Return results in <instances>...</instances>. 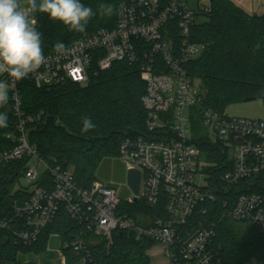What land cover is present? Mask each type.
Returning <instances> with one entry per match:
<instances>
[{"label": "built area", "instance_id": "1", "mask_svg": "<svg viewBox=\"0 0 264 264\" xmlns=\"http://www.w3.org/2000/svg\"><path fill=\"white\" fill-rule=\"evenodd\" d=\"M200 2L192 8L188 0H123L116 8L112 29H99L66 44L63 54L47 51L45 64L26 79L37 88L65 82L86 85L92 73L106 70L116 61L134 63L141 59L146 88L141 102L147 129L153 134L125 139L118 155L126 170L140 173L136 196L129 187L130 195L122 198L114 181L99 177L89 187H79L71 167L41 157L28 132L42 112L26 114L22 81L10 83L14 129L6 134L12 145L0 149V173L13 161L28 159L21 179L26 181L29 195L13 201L12 217H0V229L30 244L64 205L82 226L65 245L78 256V264H86L89 257L86 237L101 236L110 241L113 231L166 245L170 264H222L217 222L199 219V214H207L205 205L214 201L215 192L205 171L212 162L193 136L194 107L201 103L202 90L186 70V64L205 48L190 40L192 27L209 11V0L202 7ZM172 31L180 35L178 44ZM0 79H7L6 74L0 73ZM199 116L207 131L204 138L221 148L225 165L231 167L220 176L221 182L234 186L264 171V119L230 117L212 110H202ZM134 197L152 208L164 201L165 216H147L143 222L128 216L120 206L136 202ZM223 217L254 225L264 243L263 196L239 195ZM60 252L65 264L61 244ZM24 256L18 253L20 263ZM244 264H264V258L251 256Z\"/></svg>", "mask_w": 264, "mask_h": 264}, {"label": "trees", "instance_id": "2", "mask_svg": "<svg viewBox=\"0 0 264 264\" xmlns=\"http://www.w3.org/2000/svg\"><path fill=\"white\" fill-rule=\"evenodd\" d=\"M123 0H81L94 11L101 3L114 5L111 17L94 16L84 33L70 31L62 23L37 13V28L42 33L43 52L53 50L57 42L65 45L99 29H112L116 8ZM202 14L192 27L190 40L204 44L203 52L186 64L187 74L199 83L202 100L194 107L193 124L200 119L202 110L225 113L228 106L254 97L264 106V13L251 15L232 0H209V11ZM204 15V16H203ZM175 44L180 41L172 31ZM176 46V45H175ZM137 62L116 61L106 70L90 75L86 85L65 82L47 88H37L31 81L20 84L23 110L26 114L42 112L41 119L29 127V141L41 157L71 167L75 183L82 188L98 178V172L108 164V158L119 155L122 142L127 138L149 136L146 111L141 98L145 83ZM95 68L93 67V70ZM8 116V127L0 128V149L12 145L6 134L13 131L12 103L0 108ZM88 117L95 128L83 132V120ZM206 151L210 162L205 171L210 174L215 199L208 202L207 214H199L205 223L217 222L216 235L221 244L222 264H244L249 257L264 258V243L256 227L236 222L223 213L230 209L241 194L264 197V171L239 181L234 186L221 182L220 176L229 170L225 153L209 143L204 136L194 140ZM28 159L13 161L0 173V217L11 215L13 201L28 197V187L21 184ZM225 204V205H224ZM120 210L141 222L149 216H165L164 201L155 208L142 200L121 204ZM14 219V218H13ZM13 223V222H12ZM240 226V227H238ZM82 229L79 222L60 205L51 222L38 234L37 240L23 244L9 231L0 229V264H21L18 253L38 254L47 250L51 236H58L65 264H78V256L66 248ZM89 257L86 264H149L146 251L156 243L144 237H135L126 231H113L111 240L88 236ZM28 264H34L29 262Z\"/></svg>", "mask_w": 264, "mask_h": 264}, {"label": "clouds", "instance_id": "3", "mask_svg": "<svg viewBox=\"0 0 264 264\" xmlns=\"http://www.w3.org/2000/svg\"><path fill=\"white\" fill-rule=\"evenodd\" d=\"M114 5L101 3L97 10L81 0H0V108L10 100V83L27 79L46 62L42 47V33L36 26L35 15L46 14L49 19L62 23L70 31L84 33L94 16L111 17ZM54 51L63 54L67 47L62 42ZM8 127L6 112L0 111V128ZM95 128L88 117L83 120V132Z\"/></svg>", "mask_w": 264, "mask_h": 264}, {"label": "rangeland", "instance_id": "4", "mask_svg": "<svg viewBox=\"0 0 264 264\" xmlns=\"http://www.w3.org/2000/svg\"><path fill=\"white\" fill-rule=\"evenodd\" d=\"M240 5L244 6L248 11L255 12L259 15L264 12V0H237ZM189 5L193 6L192 0L188 1ZM208 0H201L200 6L207 4ZM242 6V7H243ZM206 14V13H203ZM204 16V15H203ZM204 17H199L198 20H204ZM225 114L230 117H242L249 119H264V106L258 101L240 102L230 105L226 108ZM197 119L194 118L193 120ZM193 136L194 139H198L207 135V131L203 123L198 119L193 124ZM203 156L202 158H204ZM108 164L105 165L102 170L105 172L106 177H102L104 180H112L119 187V195L122 198L129 196L131 190L126 182V167L119 157L108 158ZM21 184L26 186L27 183L24 179H21ZM246 228L247 224H243ZM240 227V226H238ZM167 246L161 243H154L147 251L146 255L149 258V264H170L166 254ZM25 260L21 264H28L33 262L34 264H63L60 252L54 249H47L38 254L25 255Z\"/></svg>", "mask_w": 264, "mask_h": 264}, {"label": "crops", "instance_id": "5", "mask_svg": "<svg viewBox=\"0 0 264 264\" xmlns=\"http://www.w3.org/2000/svg\"><path fill=\"white\" fill-rule=\"evenodd\" d=\"M189 1V0H188ZM237 6H239L240 8H242L244 11H246L247 13H249V14H251V15H257V14H255V12L253 11V12H250V11H248L243 5V7L240 5V3H238V1L237 0H232ZM192 4H193V6H191L192 8H197L198 7V0H192ZM264 13V12H263ZM98 177L99 178H104V177H106V174H105V172L102 170V169H100L99 170V172H98ZM102 178V179H103ZM47 249H54V250H56L57 252H60V240H59V238H58V236H56V235H53V236H51V238H50V240H49V243H48V247H47ZM60 254H61V252H60Z\"/></svg>", "mask_w": 264, "mask_h": 264}, {"label": "water", "instance_id": "6", "mask_svg": "<svg viewBox=\"0 0 264 264\" xmlns=\"http://www.w3.org/2000/svg\"><path fill=\"white\" fill-rule=\"evenodd\" d=\"M254 100H255L254 97H247L243 100V102H250ZM126 182H127V185L132 189L134 195L136 196L138 194L139 183H140L139 171L134 170V169L126 170ZM136 200L137 198L134 197V201Z\"/></svg>", "mask_w": 264, "mask_h": 264}]
</instances>
